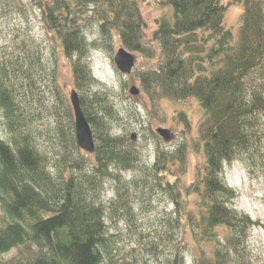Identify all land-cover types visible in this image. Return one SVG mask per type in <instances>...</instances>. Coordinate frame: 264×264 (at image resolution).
I'll return each mask as SVG.
<instances>
[{
  "label": "trees",
  "instance_id": "trees-1",
  "mask_svg": "<svg viewBox=\"0 0 264 264\" xmlns=\"http://www.w3.org/2000/svg\"><path fill=\"white\" fill-rule=\"evenodd\" d=\"M33 1L70 64L72 90L92 130L95 151L79 161L68 148L53 173L26 131L18 70L0 64V114L8 128L7 135L0 131V264H105L113 243L107 212L129 209L131 189L162 191L173 206V218L161 224L168 232L159 237L168 252L165 264H185V250L194 264H249L248 233L260 223L232 207L238 194L226 185L223 172L225 164L239 162L264 179V0ZM148 2L170 11L156 17L151 28L140 8ZM241 4L235 34L224 17L229 7ZM92 24L108 41L117 34L127 51L156 58L136 74L152 103H198L201 116L190 144L197 160L190 183L186 143L172 154L158 151L141 180L120 177L137 168L139 156L130 136L112 132L116 111L106 93L84 96L96 84L84 35ZM39 59L33 54L24 65H37ZM19 66L27 77L29 68ZM65 114V137L75 151L71 106ZM176 114L189 130V119ZM106 180L114 184L110 206L100 197ZM149 245L155 250V244Z\"/></svg>",
  "mask_w": 264,
  "mask_h": 264
},
{
  "label": "rangeland",
  "instance_id": "rangeland-1",
  "mask_svg": "<svg viewBox=\"0 0 264 264\" xmlns=\"http://www.w3.org/2000/svg\"><path fill=\"white\" fill-rule=\"evenodd\" d=\"M140 8L150 28L156 17L170 14L169 10H162L152 2L142 3ZM242 11L241 4L229 7L225 13L224 24L233 33L238 31ZM84 35L89 43L87 62L96 80L84 96L90 98L94 93H106L116 111L112 132L117 136L135 134L136 137L134 144L139 163L135 170L121 173L120 177L126 182L141 180L142 171L154 163L158 151L172 154L186 143L189 166L186 181L190 183L192 167L197 160L190 144L197 135L201 116L198 103L192 99L183 103L166 99L152 103L141 91L136 74L150 68L156 58L131 53L135 57L134 68L129 75H123L113 63L115 54L123 48L118 35L111 34L108 41L94 24L85 30ZM33 54H39V64L28 65L29 71L24 77L19 65L28 69L24 63L28 64ZM0 64L18 70L16 83L21 85L19 92L22 94L26 131L33 137V144L49 160L51 171L57 174L59 162L69 155V149L72 152L70 157L80 161L81 156L86 161L88 155L78 148L73 151L65 137V111L70 106L69 93L74 89L70 64L63 57L60 44L46 31L41 10L33 0H0ZM53 69L56 71L54 80ZM131 87L137 88V95L129 93ZM176 112L189 119V130L177 122ZM3 122L0 114V131L7 135L8 128ZM159 128L170 131L169 141H163L155 133ZM223 178L226 185L238 194L232 207L260 223L248 233L247 253L249 264H264V179L249 174L239 162L225 164ZM113 185L111 180L104 181L100 193L101 200L108 206L115 196ZM134 191L131 189L129 193V209L110 208L107 212L106 228L113 243L105 264H165L168 252L159 237L168 232V228L161 224L162 219L173 218V206L162 191L152 194L151 191ZM173 234L179 238L178 230ZM138 240H141V246L136 248ZM150 243L155 244V250L150 249ZM185 251V264H194L191 253ZM14 254L13 251L8 259Z\"/></svg>",
  "mask_w": 264,
  "mask_h": 264
},
{
  "label": "water",
  "instance_id": "water-1",
  "mask_svg": "<svg viewBox=\"0 0 264 264\" xmlns=\"http://www.w3.org/2000/svg\"><path fill=\"white\" fill-rule=\"evenodd\" d=\"M116 69L123 75H129L135 64V58L125 49H119L113 58ZM131 95H137L138 90L131 87L129 90ZM69 102L72 110L73 124H74V138L76 146L79 150L86 154H94L95 143L93 139L92 130L88 124L79 102L78 94L75 90L69 93ZM155 133L165 142L169 141L170 131L166 129H156ZM135 134L131 135V141H135Z\"/></svg>",
  "mask_w": 264,
  "mask_h": 264
}]
</instances>
